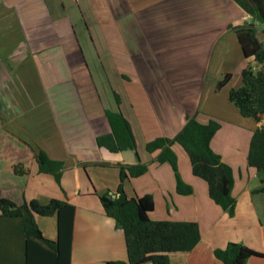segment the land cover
Returning a JSON list of instances; mask_svg holds the SVG:
<instances>
[{"label":"crops","instance_id":"1","mask_svg":"<svg viewBox=\"0 0 264 264\" xmlns=\"http://www.w3.org/2000/svg\"><path fill=\"white\" fill-rule=\"evenodd\" d=\"M121 1L128 7L130 17L142 24L140 30L145 36L143 42L148 56L143 55L144 66L134 64L140 68L138 78L121 75L127 92H115L120 104L117 100L116 104H105L91 74L86 72L83 50L79 44L78 49L71 45V25L62 24L61 28L62 22L55 24L46 16L40 21L41 17L31 9L22 10L29 6L25 0H0V106L15 121L9 125L13 140L4 145V151L0 148L2 195L19 205L32 200L47 204L52 199L74 205L71 264L127 261L124 231L106 216L100 198L119 196L120 174L116 165L146 163L150 164L146 175L131 178L124 184L126 196L152 195L154 212L157 197L160 203H165L168 215L153 218V212L150 215L153 221H191L200 227L198 246L189 253L171 254L170 264H223L216 258L215 251L225 249L231 242L264 255V192L260 191L262 185L257 171L248 165L250 141L259 125L254 119L244 118L234 104L226 102L225 94L218 97L221 93L215 90L216 84L227 74L232 76L230 82L235 80V87L242 83V72L248 62L237 36L229 40L222 37L235 34L231 27L252 23V16L235 0H207L209 7L202 17L199 12L204 0ZM151 14L155 20L171 19L177 25L173 28L178 31L185 20L192 25L209 22L184 30L182 34L189 32L191 39L183 40L186 43L180 45L178 37L169 41L157 39L162 34L157 35L155 29L147 28ZM257 27L264 43V25L257 24ZM126 29V51L135 57L132 48L136 34L129 27ZM170 30L171 26L168 32ZM205 33L210 35L206 41L200 38ZM170 41L169 46L165 45ZM42 73L49 81L40 78ZM59 78L63 81L59 82ZM41 82L45 86L49 84L46 92L41 90ZM131 85L136 87L131 88H135V93L129 92ZM25 87L30 96L23 93ZM107 110L120 111L130 121L137 137V151L112 153L98 146V137L112 131ZM188 115H196L202 124L215 120L221 125L211 146L234 170V217L212 201L207 183L193 174L189 161L186 170L179 169V172L194 192L182 196L177 192L171 165L153 162L158 153L146 151L147 143L156 138L175 137L186 125ZM176 146L179 145L173 149L179 159ZM38 149L64 163L61 184L51 175L39 171L36 176L32 174ZM20 164L24 175L14 172L15 166ZM99 164L110 167L95 166ZM31 182H34L32 186ZM36 222L46 239L58 240L57 216H38ZM26 260L21 219L5 217L0 212V264H26ZM248 264H264V257H254Z\"/></svg>","mask_w":264,"mask_h":264},{"label":"trees","instance_id":"2","mask_svg":"<svg viewBox=\"0 0 264 264\" xmlns=\"http://www.w3.org/2000/svg\"><path fill=\"white\" fill-rule=\"evenodd\" d=\"M249 15L252 23L231 27L237 36L239 45L248 65L242 72V85L232 89L229 100L244 118L254 119L258 128L254 132L249 146L248 165L257 171L264 192V43L258 36V25H264V0H235ZM257 23V24H256ZM227 74L217 84V91L231 81ZM120 104L118 94H114ZM111 133L97 139L98 146L109 152L137 151V137L130 121L120 111H106ZM221 125L211 120L208 124L198 121L196 115H188L187 123L173 138L159 137L147 143L149 154L158 153L153 160L158 164L171 165L176 181L177 192L182 196L193 194V188L187 185L179 172L178 156L173 147L179 145L187 154L193 174L208 185L212 201L230 217L235 216L236 199L233 196L235 177L233 168L214 152L211 143ZM35 162L39 173L51 175L61 184L65 170L64 163L52 159L46 151L38 149ZM85 168L88 165H84ZM110 167L108 164L95 165ZM150 164H118L119 196L115 199L104 195L101 203L107 217L116 221L124 231L127 261H111L107 264H170V255L192 252L201 241L199 224L191 221H153L150 215L155 211L152 195L128 198L124 184L131 178H140L147 174ZM16 175H24L15 166ZM0 212L9 218H19L26 239V264H71L74 217L76 208L71 203L52 199L47 204L32 200L21 205L4 197L0 191ZM58 218V240L46 239L36 217ZM216 258L223 264H248L249 260L264 255L240 243H229L225 249L215 251Z\"/></svg>","mask_w":264,"mask_h":264},{"label":"rangeland","instance_id":"3","mask_svg":"<svg viewBox=\"0 0 264 264\" xmlns=\"http://www.w3.org/2000/svg\"><path fill=\"white\" fill-rule=\"evenodd\" d=\"M25 1L29 3V6L23 7L22 10L31 9L32 12H34V14L41 17L38 18L40 21L43 17L46 16L48 18H51L53 21H55V24L57 23L60 24L62 22L60 24L61 28L63 27L62 24H64L65 26L66 25L72 26L73 35H71L70 42L72 47L78 49L76 45L79 44L80 48L83 50V54L86 58L87 74L89 73L91 74L96 86L98 87L100 93L102 94L101 96H102V100L105 101L104 103L107 104L114 102V104H116V98L114 93L127 92V89L125 91V88H127L125 86V80L121 79V75L127 74L126 76L132 79L138 78L139 77L138 70H140V68L137 69L134 66V64L140 67L144 66L145 60L143 59V55L148 56L147 49H145V43L143 42V37L145 36L142 34L143 32L140 30L142 28V24L139 23V21L136 22V19H134L133 16L130 17L131 15L127 12L128 7H126V4L123 3V1L121 0H25ZM203 3H204L203 9L201 12H199L201 13L200 14L201 17L203 14L207 12L206 10L209 7L207 0H204ZM4 8L8 9V6H5ZM212 9H214V7H211V12H214ZM151 16L152 14L148 15L147 28L155 29L156 30L155 33L157 35L160 33L162 34L157 39L169 41L178 37L179 41L177 43H179L180 45L186 43L183 40L191 39L189 32L188 34H182L184 30H190L194 27L197 28L200 23L209 22V21H200L199 24L193 23L192 25V22H189V20L187 21L185 20V22H182V26H180L178 31L177 29L173 28V27H177V25L174 22H172L171 19L168 18L166 19L164 17H161L155 20ZM184 24H186L187 26L183 27ZM169 26H171L172 30L168 32ZM127 27H129V29H132V31L135 32L136 34L134 37L135 38L134 47L132 48V51L135 52L134 54L135 57H133L132 55L131 56L128 55L129 53L128 51H126L127 37H125V33H127V29H126ZM220 27L222 28L221 30H223L224 26L222 25ZM219 28L216 29L215 33H217V30H219ZM161 30H163V32H161ZM116 34H118L119 36L116 37L115 36ZM120 34H122L123 36ZM229 37L236 39L235 34L233 33L224 35L222 38L229 40ZM200 38L206 41L207 38H210V35L205 33L204 35H201ZM196 42H197V38L195 39V43ZM171 43L172 42L170 41L167 42L165 45L169 46ZM113 51L115 52L114 55H113L114 53ZM111 55L113 56V58L111 57ZM134 59H135V63H134ZM128 64H130V66L134 68L133 71H131V69L129 68L130 66ZM41 77L42 79H46L47 81H49L47 75L43 77V73H42L40 78ZM63 78L65 79V77ZM27 79L28 77L25 76L24 81H26ZM60 81L62 82L63 80L59 78V82ZM234 82L235 80L233 79L228 86L226 85L227 87H225L223 90L221 89L222 91L221 90L217 91V84H218L217 83L215 90L216 92L221 93L218 97L225 94V100H227L226 102L231 103L229 100L230 91L232 89H238L242 85L241 83L240 85L235 87L236 82L235 84ZM39 86H41V90L43 91L45 90L46 92V89L48 88L49 84L45 86L44 83H42L39 84ZM132 87L135 86L131 85L129 88V92L135 93L136 87L134 89H131ZM84 88L85 87H82V89ZM28 91H29L28 87H25L23 89V93L26 92L28 93ZM30 95L31 94H29V96ZM3 108L4 107L0 106V148L1 150L4 151V145L9 144L10 141L13 140L12 135L14 133L9 128V125L13 122L15 123V121L13 120V118H11L13 116L9 115V113H7ZM29 108L32 109L31 105H29ZM226 115L228 116L229 113H226ZM12 130H14V125ZM176 150L178 151L179 154V159H178L179 169L181 171H185L186 165H188V161L190 168L192 169L190 160L187 154L184 152V150L180 146H176ZM17 166L19 169L22 168V164ZM35 167L36 168H34L32 171L33 175L37 174L36 171H39L37 170L38 169L37 164ZM33 183L34 182L30 183L31 186L33 185ZM38 185L41 186V184ZM31 188L29 189V192L31 191ZM153 214H154L153 218L156 217L160 218V216L165 218L168 215L165 203L163 202L160 203L158 197H157V209L156 212H154Z\"/></svg>","mask_w":264,"mask_h":264},{"label":"water","instance_id":"4","mask_svg":"<svg viewBox=\"0 0 264 264\" xmlns=\"http://www.w3.org/2000/svg\"><path fill=\"white\" fill-rule=\"evenodd\" d=\"M109 197H111V196H109ZM111 198L115 199V198H116V196L114 195V196H112ZM120 227H122V226L120 225Z\"/></svg>","mask_w":264,"mask_h":264}]
</instances>
